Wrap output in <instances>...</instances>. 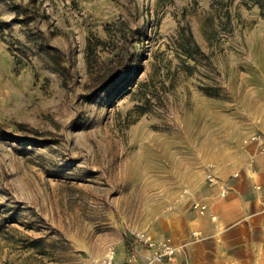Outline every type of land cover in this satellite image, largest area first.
I'll return each mask as SVG.
<instances>
[{"label":"rangeland","instance_id":"1","mask_svg":"<svg viewBox=\"0 0 264 264\" xmlns=\"http://www.w3.org/2000/svg\"><path fill=\"white\" fill-rule=\"evenodd\" d=\"M0 22V264H99L123 237L138 245L259 134L256 0H0ZM120 51V78L90 100ZM151 250L147 264L169 261Z\"/></svg>","mask_w":264,"mask_h":264},{"label":"crops","instance_id":"2","mask_svg":"<svg viewBox=\"0 0 264 264\" xmlns=\"http://www.w3.org/2000/svg\"><path fill=\"white\" fill-rule=\"evenodd\" d=\"M264 140V116L258 123ZM242 154L218 169L219 183L211 186L206 176L190 183L185 195L142 228L156 244L169 241L176 249L171 262L156 264H264V152L255 143L243 145ZM237 174V176H236ZM228 193L221 196V189ZM190 201L207 206L192 210ZM127 237L115 246L114 264H147L152 250L134 244L137 261L129 263Z\"/></svg>","mask_w":264,"mask_h":264},{"label":"built area","instance_id":"3","mask_svg":"<svg viewBox=\"0 0 264 264\" xmlns=\"http://www.w3.org/2000/svg\"><path fill=\"white\" fill-rule=\"evenodd\" d=\"M255 143L259 146L261 152H264V140L261 134H253L244 141L245 145ZM218 169L214 164H210L206 172V181L209 185L214 186L219 183L218 178ZM237 176V174H236ZM228 193V188L223 187L221 189V196H225ZM193 208L199 210L201 213L207 210L205 204L200 203L199 201H193ZM135 237L137 242L143 246H146L154 250L155 259H167L169 261L173 260L176 249L170 244L169 241H166L162 244H156L151 236L144 232H136ZM138 252L136 248L133 250L132 254L129 257V263L136 261ZM115 258V249L110 248L104 258L99 262V264H114Z\"/></svg>","mask_w":264,"mask_h":264},{"label":"trees","instance_id":"4","mask_svg":"<svg viewBox=\"0 0 264 264\" xmlns=\"http://www.w3.org/2000/svg\"><path fill=\"white\" fill-rule=\"evenodd\" d=\"M256 1L258 3H260V5L263 7L264 4L262 2H260L259 0H256ZM19 11L21 12V10H19ZM25 14H26L25 21L27 23L34 19V18H32L33 16H29V12L28 11H26ZM1 24L4 25V23H1ZM36 37H37V34H35L34 37H32V38L36 39ZM100 43H102V42H100ZM88 49L92 50L91 49V44L88 45ZM51 57L57 62L58 66H57V68L55 67V69L59 70L60 69L59 66L61 67V65H60V60H59L58 56L54 55V56H51ZM127 63H128V56L125 55L124 53H122L121 51L118 52V54L116 55V59L111 60L92 79V91H93V94L90 96L89 99L90 100H95L98 97L99 94H101L102 92L107 90L110 87L111 84L116 82L121 76L122 69L127 66ZM126 239H127L128 249L131 252L133 250V246L135 244V239L131 235H128Z\"/></svg>","mask_w":264,"mask_h":264}]
</instances>
